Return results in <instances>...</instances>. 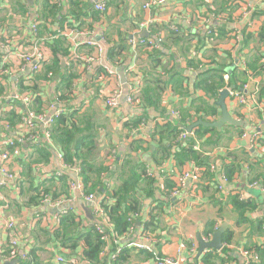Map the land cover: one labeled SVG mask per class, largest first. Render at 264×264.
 <instances>
[{"label":"crops","instance_id":"1","mask_svg":"<svg viewBox=\"0 0 264 264\" xmlns=\"http://www.w3.org/2000/svg\"><path fill=\"white\" fill-rule=\"evenodd\" d=\"M82 1L84 3L89 1L94 5V0ZM146 1L113 0L104 13H99V20L92 21L91 27L85 25L77 29L68 27L65 22L62 26L58 23L60 16L67 13L70 0H0V154L7 152L10 155L8 169L16 177L15 180L10 181L0 171L1 246H7L9 235L1 229V226L8 219H13L15 222L19 249H26L39 246L37 241L31 238V224L39 222L43 228L54 230L55 228L50 229L49 220L53 219L57 211L64 207L71 206L77 209L81 218L88 220L95 218L91 214L94 204L81 199L70 189L68 184L75 181L71 177L72 175L77 176L72 170L75 167H65L66 164L58 149L43 138L44 128L41 124L37 125V137L32 141L18 142L14 147L4 144L5 139L15 140L25 133L21 117L28 108H31L35 113L40 112L46 115L53 113L55 109H61L63 113L76 111L79 119L81 118V126L90 128L95 136V141L100 144L102 152L100 158H103L107 163V155L110 150L114 147L118 149L119 152L117 151V155L115 153V160L110 167L113 171L116 170V164L117 166L120 164L117 163L119 153L126 156L129 163L120 167V171L112 175L113 178L109 179L111 182L107 183L108 186L119 184L122 179L130 180L128 182L132 183L133 172L131 169L134 168V171L139 173V168L136 170L135 167L141 161V156L146 161V172L148 170L152 173L151 175L157 176L154 189H152L153 194L141 201L140 214L137 226H135L137 228L139 225L142 226L143 222H147L150 212L153 215L156 214V223L145 232L146 236L155 241L146 240L135 232L136 235L132 236L134 239L130 237L129 241L124 242V248H132L127 244L130 241L139 240L146 244L147 249L142 250L145 254L135 248L131 250L129 264H153L155 253L159 256H164L166 253L175 256L179 245L188 239L194 241V256L198 257L197 235L201 238L202 231L209 225L213 226L209 235H206L210 241L213 232L225 224L223 233L226 230L231 232L230 240L227 242L229 246L226 250L228 255L237 261H240V258L234 252L235 248L249 249L264 244V229L262 228V233L253 229L255 226L253 224H256L258 218L264 221V204L261 203L264 196V181L253 178L258 173L264 172V70L256 68L246 79L239 76V79L244 81L242 83L248 85L246 94L248 96H252L251 93L254 94L247 105L239 104L235 97L227 96L225 99L229 113L233 118L242 120L243 126L223 125L221 130H216L214 134L207 133L204 138L199 139L195 137L196 143H198L197 147L199 148L201 145L202 157L210 162L211 177L209 179L200 177L198 182L188 179L183 185H180L179 178L182 174L190 172L198 173L200 176L202 175L201 170L204 169H198L195 163L179 164L176 161L174 152L179 149L181 141H174L170 144V155L164 157L156 165L152 156L154 148H156L155 144H152L149 149H142L141 152L130 148L132 139L146 138V132L150 130L155 121L165 122L167 115L174 120L175 117L172 116L171 111H176L182 105L189 104L196 97L206 98L205 96H207L209 102L213 101V98L206 95L202 89L194 86L198 72L188 68L186 59L188 55L186 50H188L189 44L192 42L195 45L197 42L192 40L191 36L204 32L199 29L198 17L207 11V4L202 5L203 0H167L158 6L146 8L143 7ZM236 3L240 7L236 12H233L232 29L239 27L238 21L242 18L244 4H248L252 10L254 8L259 10L251 13L247 19L249 22L248 31L254 36V39L250 41L253 44L241 49L239 42L233 44L234 39L227 37L219 39V41L213 40L212 44H207L208 46L205 44L203 52V62L209 63V57L212 54L211 48L214 45L218 48V53H216L218 63H227L221 72L225 81L229 79L232 72L245 68L246 57L255 52L256 49L253 47L259 46L258 39L255 41V34L264 25V15L261 14L264 1L236 0ZM35 21H38L36 33L32 31ZM145 21L150 22L149 28L141 30L140 23ZM214 24L218 25L219 23L214 21ZM169 25L179 27L180 33L184 36L180 34L183 39L177 44L168 41V44L162 47L164 55L160 57L161 66L158 65L155 68L154 63L148 57L150 52L144 46L139 45L138 41L165 37V29ZM143 32H146L147 36L141 37ZM123 34L127 38V49L123 52L121 63L113 64L107 58V50L112 43L118 42ZM86 40L102 41L104 51L100 53L95 46L85 45ZM58 41L64 44L68 54H57L58 62H55L56 54L53 47ZM204 42L206 43V41ZM259 47H264V45L261 44ZM230 52L234 59L229 63V55L226 53ZM31 53H40L45 57L42 68L38 72L32 71L31 66L23 59L24 54ZM88 55H93L98 61L87 64L83 61V57ZM51 62L54 63V69L46 71L45 65H52ZM231 65L234 66L228 74V68ZM64 69L71 71L74 75L67 99L61 98V93H63L62 78L59 72ZM128 69H133L135 73L129 74ZM49 72L52 73L51 76H48ZM170 73H183L188 78L187 85L185 82L183 86L184 90L187 89L186 95H180L169 86L162 91L157 104L143 106L140 100H137L136 106L127 103L126 95L134 85L129 78L130 75L139 77L137 85L141 92V89L146 86V79L154 76L167 79ZM117 89L122 93L118 109L109 110L104 102L105 97ZM24 96L32 98L28 106L21 103L20 98ZM218 96L219 94L215 98V103ZM38 97L40 99L36 101ZM251 100H255V102ZM195 104L193 102V106ZM217 107L218 112L214 118L198 119L217 120L220 117V109L218 105ZM140 113L145 115L147 126H143L144 129H140L138 134L131 135L129 131L127 133L123 122ZM194 128L190 134L193 133ZM259 128L261 131L253 138L252 134ZM109 144H112L113 147H107ZM38 145H48L46 148H50V156L46 161L33 163V169L30 172L24 171L30 161L31 153L34 152V147ZM104 150H107L106 154ZM232 156H236L235 164L238 165V170L234 172L231 179H226L223 164L230 163ZM100 158L96 157V160L99 161ZM2 163L0 157V170ZM212 166L213 168H211ZM63 174H66L69 180L66 184V194L63 193L65 201L61 207L53 208L47 204L42 207L40 205L39 209L35 210L27 205H22L19 211H14L12 206L14 202L22 204L26 200L25 197L19 195L21 182L24 187H30V183L35 186L45 179L54 177L56 184L59 185L61 183L59 177ZM165 178H169L176 185L175 188L169 190L168 195L164 188ZM254 182L258 183L260 187L250 188L249 185ZM138 184L143 185L144 182H138ZM219 185L222 189H219ZM233 190L235 193H232ZM174 191L177 192V195L172 199L170 193ZM234 194L259 202L258 209L245 213L246 218L241 223H238V213L230 201V196ZM160 201L164 202L163 205L160 204ZM39 212H42V216L38 217ZM42 239L45 238L42 237ZM222 244L225 243L222 242ZM41 246L44 247V250H39L43 264H56L54 262L56 254L67 257L78 254L75 250L74 255H68L60 248L57 249L54 243H46ZM117 247L122 249L121 245ZM189 251L188 247L183 249L181 254L188 258ZM215 264L220 263L216 261Z\"/></svg>","mask_w":264,"mask_h":264},{"label":"trees","instance_id":"2","mask_svg":"<svg viewBox=\"0 0 264 264\" xmlns=\"http://www.w3.org/2000/svg\"><path fill=\"white\" fill-rule=\"evenodd\" d=\"M113 3V0H107V7ZM87 6H85V5ZM206 5L205 0L203 4ZM212 5L215 6L213 12L215 15H222L224 21H219V24L210 25L209 31L207 30L191 36L192 40H196V44L190 43L188 46L187 55V66L188 68L197 71V76L194 81V86L198 89H202L206 95L213 98L212 102H209L206 98L196 97L193 101H190L187 105H182L178 108L177 114L174 120L170 119V116L167 115L165 122L155 121L152 124L150 130L146 133V138H134L131 140L130 148L140 151L142 149H149L152 144H155L156 148L153 151V161L156 164H159L164 157L170 155V144L174 141L177 142L178 135L185 130V127L190 125L193 121L198 118H214L217 115L218 107L215 103V98L219 94L220 90L226 85H233L235 88H240V84L244 81L239 79V76L246 79L251 72H254L255 69L264 70V65L262 63L263 58V48L259 47L261 44L264 45V25L261 27L259 32L255 34V41L258 39L259 46L253 47L255 52L246 57L245 59V68L234 71L229 75L227 81L224 80L221 75L222 70L225 68L227 63H218L217 57L218 53L217 47L214 45L212 47V54L209 57L210 62L204 61V45L212 44L211 41H219V39H234L235 28L232 29L231 23L234 19V13L240 7L236 0H212ZM93 4L89 1L84 3L82 0H70L69 9L67 13L60 16L58 23L60 26L65 24L68 27H74L80 29L81 27L87 25L92 26V21L99 20V12L95 11L92 8ZM208 7V4H207ZM259 10L254 8L252 14L258 12ZM261 14L264 15V7L261 10ZM210 10L207 8V11L201 16H208ZM251 15V14H250ZM55 18V16H53ZM165 37H163L160 48L148 53V57L156 66L160 65V57L164 55L162 47L168 44V41H172L177 44L183 39L181 37L180 31L174 32L168 30L167 28ZM181 34V35H180ZM194 35V34H193ZM184 36V35H183ZM237 38L240 48L250 47V41L254 39V36L248 31V25H244L240 29L239 35L235 36ZM126 36L123 34L118 42L112 43L107 50V58L113 64L121 63L123 59V52L127 49L126 46ZM206 41V43L204 42ZM208 46V45H207ZM53 50L55 52V62L57 60V54H68L67 48L61 41L55 42ZM231 53V52H230ZM226 53L229 55V63L232 62L234 57L232 53ZM181 54V52H179ZM183 55L184 52H182ZM235 54V52H234ZM203 58V59H202ZM208 60V59H205ZM53 63V62H51ZM45 70H53L54 63L52 65H45ZM61 73V83H62V92L61 98L68 97L70 86L72 83V78L74 77L71 71L64 69ZM146 86L141 89V92L137 96V100H140L144 105L157 104V101L160 100V95L166 87H171V89L180 95L187 94L186 88L184 90V84L188 82V78L183 73H170L168 78H161L159 76L150 77L146 79ZM57 90H60L57 88ZM61 92V90H60ZM38 97L36 99L39 100ZM195 102V106H193ZM38 111V110H37ZM40 113V112H38ZM76 111H68L60 114L54 122L49 127L51 144H53L58 151L61 153L63 162L69 167L79 168L78 178L86 192H93L94 194L102 195L103 199L100 202L101 207L103 208L104 215L109 221V224L112 227L115 237L122 240L120 244H112V249H115L116 246L121 245L120 256L113 261L112 264H123L130 263L129 253L134 248H124L123 244L126 241H129V238L134 239L132 236L136 235L135 233L129 232V227L131 225L137 226L138 215L140 214V205L141 201L153 194L154 183L157 176L148 175L146 172V161L141 156V161L138 163L136 170L138 169L139 173L134 171V168L131 169L132 174V183L124 181L122 179L121 183H115L108 186L107 183L111 182L109 179L113 178L112 175L120 171V167L127 165L129 163L126 156H123L119 153V158L117 163H120L118 166L116 164V170H111L106 161L103 158H100L101 147L100 144L95 141V136L90 128L81 126V118L77 116ZM196 118V119H195ZM195 119V120H194ZM143 123L144 126H147V119L143 113L136 114L133 117L128 118L123 122V127L130 132L134 128H138L139 125ZM144 129V128H143ZM207 133H216L215 128H209L204 126H197L194 128L193 133L188 135L187 139L179 143V149L174 152V158L179 164L184 163H195L197 168H204L202 175L199 176L203 178H210L211 172L209 170L210 162L204 160L202 157L201 145L197 147L196 139L204 138V135ZM149 140V141H148ZM144 145H146L144 147ZM48 145H38L34 147V152L30 155V161L27 164V168L24 169L27 172H30L33 163H38L41 161H46L50 156V148H46ZM107 147H113L112 144H109ZM118 149L116 148V155ZM105 154L107 150H104ZM119 152V151H118ZM139 152V153H140ZM101 155V156H100ZM234 155V154H232ZM34 156L31 160V157ZM108 156V155H107ZM100 158L99 161L96 160ZM124 161V163H123ZM122 163V164H121ZM236 163V156H232L230 163L223 164V171L226 179H231L235 171L238 170V165ZM254 179H260L264 181V172L258 173L253 177ZM60 184H56V178L51 177L49 179L43 180L41 183L33 186L30 183V187H24L22 182L19 186V195L25 197L26 200L19 204L14 202L12 206L14 211H19L22 205H27L35 210H38L41 205V200L45 195L49 197L58 198L60 196H65L66 194V184L69 180L66 174H63L59 177ZM144 182L143 185H139L138 182ZM113 182V180H112ZM176 185L169 178H165V193L168 195L169 190L175 188ZM171 198V197H170ZM173 199V198H172ZM230 201L232 206L237 211L239 219L238 223L245 220V213L251 211H256L258 209V201L248 199H240L238 195L234 194L230 196ZM161 205L164 202L160 201ZM264 204V196L261 201ZM136 215V216H135ZM42 216V212L38 213V217ZM133 216H135L133 218ZM157 215L150 212V217L147 222H143V229L149 230L154 226L157 220ZM39 221V220H37ZM256 224L253 229L258 230L262 233V228L264 221L262 219H257ZM32 228L30 231L31 238L39 246L32 248L30 254L33 258V261L27 262L19 260L17 264H43V260L40 259L39 250H44L43 244H52L58 249L69 250L70 255H74L75 250H79L81 253L80 259L83 262L90 264H105L106 261L100 254L102 253L105 243L102 239V236L95 230L93 225H84L80 221L76 220V216L73 213H67L62 215L59 218V222L54 230H49L43 228L39 222L31 224ZM213 229V226L209 225L202 231L203 235H209V232ZM44 237L45 239H42ZM231 237L230 231H225L222 235V242H229ZM52 242V243H51ZM187 246H190V241L187 240ZM7 251H10L9 246L5 247ZM249 250H252L258 254L259 261L253 262L251 264H264V244L256 245L253 248L250 247ZM226 256H229V259L232 258L231 255H228V251L225 249L223 251ZM145 254L144 252H140ZM201 262L202 264H215L216 261H219L220 264L223 263L224 257L219 256L214 250L212 251H203L201 254L195 258V262ZM237 261V260H236ZM237 264H240V261H237Z\"/></svg>","mask_w":264,"mask_h":264},{"label":"built area","instance_id":"3","mask_svg":"<svg viewBox=\"0 0 264 264\" xmlns=\"http://www.w3.org/2000/svg\"><path fill=\"white\" fill-rule=\"evenodd\" d=\"M167 0H147L143 7L149 8V7H155L158 6L159 4H162L164 2H166ZM249 1V0H247ZM258 2L264 1V0H257ZM206 4H208V7L210 9L209 15L208 16H199L198 17V22H199V29L206 31H209V28L211 27L210 25L215 21H217L219 23V21H224L225 19H223L222 15H215L213 10L215 8L214 5H212V0H205ZM94 5L93 8L99 12V13H104L107 10V4H106V0H94ZM252 9L248 4H244L243 7V11H242V18L241 20L238 21L239 27L235 28V33L234 34V42L238 43L237 38H235V36L239 35L240 33V27L242 25H248L249 26V22L247 21L248 16L251 14ZM149 24L150 22L145 21L143 23H140V29L141 30H147L149 28ZM38 21H35V23L32 25V31L34 33H36V31L38 30ZM168 30H172L174 32H178L180 31L179 27H177L176 25H169V27H166ZM162 38L163 37H158L156 40H144V39H140L138 41L139 45H142L146 48L147 51L152 52L154 50H157L160 48L161 42H162ZM100 40H103V38H100ZM133 42V41H132ZM134 43V42H133ZM85 45H89V46H95V48H97V50H99V52H103V48H102V41L100 42H93L91 40H86L85 41ZM263 58H262V63L264 65V48H263ZM23 59L25 60L26 63H28L31 66V70L34 72H38L41 70L42 68V64L44 62L45 57H43L40 53H31V54H24L23 55ZM83 61H85L87 64L89 63H96L98 60L93 56V55H88V56H84L83 57ZM128 73H135L133 71V69H128ZM52 73L49 72L48 76H51ZM129 78L133 81L134 85L131 87V89L129 90L128 94L126 95V101L127 103H129L132 106H136L137 104V96L140 92V87L137 85V81L139 80V77L137 76H129ZM225 89L228 90V97H235L237 102L239 104H245L247 105L249 103L250 98H253L254 94L251 93L252 96H248L246 94L248 85L245 83H241L240 84V88H230L229 85H226L224 87ZM222 88V89H224ZM122 93L120 90H115L113 92H110L106 95L105 97V105L108 107L109 110H116L118 109L119 106V100L121 97ZM22 105L24 106H28L30 104V102L32 101V98H29L27 96H24L22 98H20ZM252 102H255V100H251ZM63 111L61 109H55L53 111L52 114L46 115L44 113H35L31 108H28L25 110L24 114L21 117V123L22 126L25 129V133L22 136H19L17 139L12 140V139H5L3 142L6 146L8 147H14L16 146V143H24L27 141H32L33 139H35L37 137V125L41 124L43 126V138L49 143L51 144V138H50V131H49V127L51 126V124L54 122V120L60 115L62 114ZM171 114L173 117H177V111H171ZM144 124L141 123L139 125L138 128H134L130 131L131 135H135L138 134L140 129H143ZM261 131V129L259 128V130L257 132H255L254 134H252L253 138H255L258 133ZM189 133L184 130L183 132H181L178 135L177 141H184L187 139ZM245 136V135H243ZM115 153H116V148L114 147L113 149L110 150V153L107 156V165L110 168L111 167V163L114 162L115 160ZM1 160H2V166H1V173L2 175L10 180L13 181L15 180V176L9 171L8 169V162L10 161L11 157L7 152H2L0 154ZM109 162V163H108ZM67 168H70L69 166H65ZM213 168V166L211 167ZM74 171V173L77 175L76 176V181H71L69 182V186L70 189L72 191H74L76 194H78V196L87 201V202H91L94 204L93 206V210L91 212L92 215H94V219L92 220H88L86 218H81L79 217V213L77 211V209L68 206V207H64L60 210L57 211V213L54 215L53 219L49 220V222L51 223L50 225V229H54L58 222H59V218L62 215H65L67 213H73L76 216V220L80 221L82 224L84 225H93L95 227V230L102 236V239L105 243V247L102 251V253L100 254V257H102L103 259H105L106 263L105 264H112L113 261H115L121 253V249L118 248L116 246L115 249H112V244H116L120 241V239H117V237H115L114 232L112 230L111 225L109 224V221L107 220V218L104 215V211L103 208L100 205L101 200L103 199L102 195H98V194H94L93 192H86L78 178V173H79V168H74L72 169ZM147 174L151 176V172L147 170ZM224 180L226 181L225 177H223ZM192 180V181H199V174L198 173H190V172H185L184 174L181 175V177L179 178V183L180 185H183L184 182L186 180ZM2 184H4V182H1ZM255 186H259L260 185L256 182L252 183L249 185L250 188H253ZM219 189H222L220 187V185L218 186ZM232 193H235L234 190ZM177 192L174 191L172 193H170V197L174 198L176 197ZM240 199H244V196H240ZM65 201V197L64 196H60L58 198H51L48 195H45L43 197V199L41 200V207L44 205H50L53 208H59L62 206L63 202ZM136 216V215H135ZM133 216V218L135 217ZM1 229L6 231V233L9 235V237L7 238V245L10 248V251H7L5 249V247L1 246L0 244V263L5 262V261H10L12 259H18V260H23V261H27V262H32L33 258L30 254V251L32 248L28 247V248H21L19 249L18 246V237H17V230L15 228V222L13 221V219H8L6 220L3 225L1 226ZM264 229V227H263ZM129 232L130 233H135L137 232V235L140 237H144V239L146 240H152L155 241L154 239L148 237L145 235V231L143 229V225H139L137 228H135L134 225H131L129 227ZM202 240L204 242H208L209 241V237L208 236H201ZM145 240V241H146ZM190 241V246L186 245V241H184V243H181L178 247V251L177 254L175 256H171L168 255L167 253L164 256H159L157 253H155L153 255V264H202L200 261L199 262H195V256H194V241H191V239H188ZM1 236H0V242H1ZM147 243H150L149 241H146ZM146 244L141 243L139 240L138 241H130L127 246L128 247H133L138 251H142V250H146L147 247L145 246ZM229 245H227V243L222 244L220 249H204V251H212V250H216L215 252L219 255L224 257V261L222 264H237L236 259H229V256H226V254L223 252L226 248H228ZM190 248V255L188 258H186L185 256H183L181 254V251L183 249H187ZM62 250V249H60ZM64 251V253L70 255V251L69 250H62ZM78 252L77 255L74 256H63L61 254H56L54 257V262L56 264H90V263H86L83 262L80 257H81V253L79 250H76ZM234 252L236 253V255L239 256L240 258V264H251L253 262H258L259 261V257L258 254L252 250H249L247 248H243V247H237L234 249ZM41 259V256H40Z\"/></svg>","mask_w":264,"mask_h":264},{"label":"water","instance_id":"4","mask_svg":"<svg viewBox=\"0 0 264 264\" xmlns=\"http://www.w3.org/2000/svg\"><path fill=\"white\" fill-rule=\"evenodd\" d=\"M147 36L146 32H143L141 34V37H145ZM234 65H231L228 68V74L230 73L231 68ZM235 86L231 85L230 88H234ZM228 96V90L227 89H222L219 92V96L218 99L216 101L217 105L219 106L220 109V117L217 120L214 121H208V120H204V119H198L196 122L192 123L191 125L185 127V130L187 132H191L192 129L196 126H204V127H209V128H215L217 131H220L221 128L223 127V125H235V126H243L244 122L242 120H238L235 119L231 116V114L229 113L226 104H225V99ZM52 114V113H51ZM75 181H76V177H74L73 175L71 176ZM224 226L225 224H223L220 228H218L216 231L213 232L212 237L210 239V241L208 242H204L199 235H197V240L199 243V249L197 252V256H199L201 254V252L204 251V249L206 248H212V249H220L222 246V235L224 232ZM19 260L16 259H12L10 261H5L2 262L0 264H17Z\"/></svg>","mask_w":264,"mask_h":264}]
</instances>
